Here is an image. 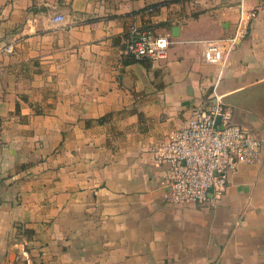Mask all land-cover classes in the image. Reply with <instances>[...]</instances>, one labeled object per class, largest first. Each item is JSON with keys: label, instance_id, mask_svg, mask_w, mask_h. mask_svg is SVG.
Returning a JSON list of instances; mask_svg holds the SVG:
<instances>
[{"label": "crops", "instance_id": "obj_1", "mask_svg": "<svg viewBox=\"0 0 264 264\" xmlns=\"http://www.w3.org/2000/svg\"><path fill=\"white\" fill-rule=\"evenodd\" d=\"M132 24L170 36L164 59L127 58ZM217 102L261 159L171 204L150 150ZM0 264H264V0H0Z\"/></svg>", "mask_w": 264, "mask_h": 264}, {"label": "built area", "instance_id": "obj_2", "mask_svg": "<svg viewBox=\"0 0 264 264\" xmlns=\"http://www.w3.org/2000/svg\"><path fill=\"white\" fill-rule=\"evenodd\" d=\"M148 13L154 9L149 8ZM241 18L231 36L207 42L203 60L209 65L225 63L232 49L249 34L250 20ZM61 15L55 23L63 22ZM170 36L158 35L150 25L132 24L127 30L125 55L132 61L162 60L167 55ZM12 51L9 46L5 49ZM193 117L183 128L171 133L169 139L150 152L158 164L168 167L163 186L167 202L175 205L211 202V192L222 198L230 176L241 164L255 165L262 156L263 141L252 130L234 122L231 106L217 102L207 108H193Z\"/></svg>", "mask_w": 264, "mask_h": 264}, {"label": "trees", "instance_id": "obj_3", "mask_svg": "<svg viewBox=\"0 0 264 264\" xmlns=\"http://www.w3.org/2000/svg\"><path fill=\"white\" fill-rule=\"evenodd\" d=\"M18 108H19V105H18ZM101 121H102V120H101ZM20 229H21V227H19V231L22 232V230H20ZM20 232H19V233H20ZM23 234H24V235H27L28 237H30V236L33 235V232L30 231V230H25V231L23 232Z\"/></svg>", "mask_w": 264, "mask_h": 264}, {"label": "water", "instance_id": "obj_4", "mask_svg": "<svg viewBox=\"0 0 264 264\" xmlns=\"http://www.w3.org/2000/svg\"><path fill=\"white\" fill-rule=\"evenodd\" d=\"M173 33H174L175 36L178 35V33H179V27H174L173 28Z\"/></svg>", "mask_w": 264, "mask_h": 264}]
</instances>
